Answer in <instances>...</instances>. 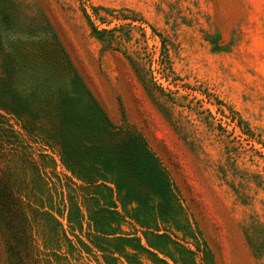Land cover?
<instances>
[{"label":"rangeland","instance_id":"374dc122","mask_svg":"<svg viewBox=\"0 0 264 264\" xmlns=\"http://www.w3.org/2000/svg\"><path fill=\"white\" fill-rule=\"evenodd\" d=\"M1 9L24 30H53L109 119L159 158L171 197L140 203L108 176L87 183L6 115L0 264L5 240L18 237L37 264H264V0H0ZM5 30L0 22L7 50Z\"/></svg>","mask_w":264,"mask_h":264},{"label":"trees","instance_id":"16d2710c","mask_svg":"<svg viewBox=\"0 0 264 264\" xmlns=\"http://www.w3.org/2000/svg\"><path fill=\"white\" fill-rule=\"evenodd\" d=\"M0 22L12 42L4 50L0 35V126L6 115L13 117L30 139L53 150L87 183L108 176L127 198L142 203L157 197L165 205L171 186L159 158L139 131L109 119L53 30H24L5 9ZM1 191L9 209L13 193L5 186ZM22 230L27 236V225ZM5 245L8 264H37L34 252L25 253L33 250L27 238H7Z\"/></svg>","mask_w":264,"mask_h":264}]
</instances>
